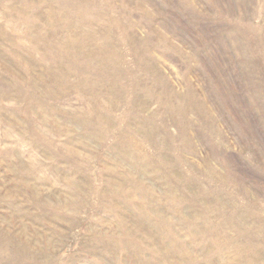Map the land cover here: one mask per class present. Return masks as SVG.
I'll list each match as a JSON object with an SVG mask.
<instances>
[{
    "label": "rangeland",
    "instance_id": "1",
    "mask_svg": "<svg viewBox=\"0 0 264 264\" xmlns=\"http://www.w3.org/2000/svg\"><path fill=\"white\" fill-rule=\"evenodd\" d=\"M0 264H264V0H0Z\"/></svg>",
    "mask_w": 264,
    "mask_h": 264
}]
</instances>
